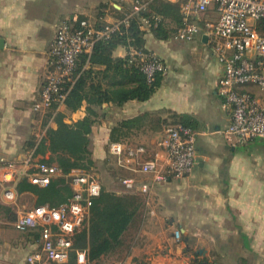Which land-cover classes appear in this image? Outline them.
<instances>
[{"label": "crops", "instance_id": "0c3cea01", "mask_svg": "<svg viewBox=\"0 0 264 264\" xmlns=\"http://www.w3.org/2000/svg\"><path fill=\"white\" fill-rule=\"evenodd\" d=\"M101 3L104 0H0V151L4 155L20 158L26 150L34 152L26 148L27 141L42 139L48 126L57 127L53 118L46 125L48 113L33 107L40 98L48 52L64 20L97 17ZM114 19L108 13L104 16L106 21ZM145 47L167 66L156 91L147 100L97 106L90 134L91 170L102 187L127 192L119 177L133 176L137 187L130 192L144 202L126 231L130 235L127 263L139 258L150 264H264V141L238 143L224 137L231 112L223 107L218 90L223 67L208 38L179 40L147 32ZM114 55L126 56L127 48L118 46ZM86 107L85 102L76 111L66 106L60 111L66 121L75 122L86 115ZM176 122L197 132L196 165L184 178L155 181L152 173L117 166L108 152L113 129L118 128L113 135L122 137L117 140L143 144L142 159H156L165 170L167 152L162 142L168 125ZM51 158L50 153L36 156ZM143 184L148 191H142ZM29 238L32 243L26 250L11 248L7 255L0 244V264H27L28 253L39 246L35 236ZM24 244L26 239L20 245Z\"/></svg>", "mask_w": 264, "mask_h": 264}, {"label": "built area", "instance_id": "2783aa9c", "mask_svg": "<svg viewBox=\"0 0 264 264\" xmlns=\"http://www.w3.org/2000/svg\"><path fill=\"white\" fill-rule=\"evenodd\" d=\"M150 0H110L113 9L124 10L123 17L97 21L88 17L75 21L64 20L57 28L54 42L48 52L45 76L40 98L34 110L44 113L60 110L76 80V68L83 53L90 54L100 40L128 26L130 19L147 9ZM179 3L184 24L172 37L194 40L203 35L208 38L212 54L223 67L218 80V90L223 97V107L231 112L230 124L222 130L228 141L248 143L264 141V97L251 90L255 86L264 91V0H168ZM157 14L140 16V29L149 32L162 23ZM129 63L140 68L148 82L166 73L164 60L146 48L131 46L127 49ZM197 132L181 123H170L163 139L167 152V167H159L156 159L143 160V144H130L111 140L108 152L117 166L137 173L154 174L155 181L168 176L181 179L190 175L196 165ZM0 166V191L8 200L17 196L16 184L27 180L40 187L48 186L52 179L64 176L73 188L69 202L57 206L35 204L18 212L15 229L24 234L39 232V246L27 255V264H52L66 262L73 250L74 235L82 230L90 215L102 184L92 170L72 169L64 174L57 163L36 159L29 152L21 164L2 160ZM119 182L126 191L137 187L133 176H121ZM142 191H148L143 184ZM177 235L179 233L177 232ZM78 261H87L86 251L80 250Z\"/></svg>", "mask_w": 264, "mask_h": 264}, {"label": "trees", "instance_id": "16d2710c", "mask_svg": "<svg viewBox=\"0 0 264 264\" xmlns=\"http://www.w3.org/2000/svg\"><path fill=\"white\" fill-rule=\"evenodd\" d=\"M113 10L117 13L114 17L120 18L125 14L124 10ZM151 14L163 17L162 23L149 31L159 38L172 36L184 24L179 3L150 0L147 9L140 12L139 16L132 17L128 26L123 25L111 38L98 41L90 54L80 55L76 80L65 100V106L76 111L86 102V115L75 122H68L60 110L55 114L48 112L45 124L53 118L57 127L48 126L42 139L30 142L36 156L50 153L52 158L48 162L57 163L64 174L72 169L91 170L94 162L90 134L97 116L96 107L106 102L123 105L132 99L147 100L156 91L160 76L150 83L140 68L129 63L128 55H114L115 49L120 45L127 49L131 46L146 48L147 32L140 29V16ZM104 16L105 13L102 12L98 18L104 20ZM166 21H171L176 27L169 30ZM103 22L98 25L102 26ZM126 124L125 120L120 125L125 127ZM118 130L114 128L113 133ZM113 133L111 139L117 140ZM15 189L18 195L31 193L36 196L35 204L57 206L69 202L73 196V188L64 176L53 178L46 187L21 180ZM143 203L139 195L130 191L116 192L102 187L101 194L95 198L91 207L86 226L74 235L73 250L68 260L52 264H99L101 257L121 244L123 235L139 216ZM27 235H33L37 239L39 232H30ZM80 250L86 251L85 263L78 261L77 252Z\"/></svg>", "mask_w": 264, "mask_h": 264}, {"label": "rangeland", "instance_id": "374dc122", "mask_svg": "<svg viewBox=\"0 0 264 264\" xmlns=\"http://www.w3.org/2000/svg\"><path fill=\"white\" fill-rule=\"evenodd\" d=\"M101 9L96 10L97 15L99 16L100 13L104 12L105 14L108 13L111 16L117 15V13L113 10L110 4V0H104V3H101L100 6ZM97 17H88L92 21H97L98 23L103 22L105 20L99 19ZM118 18V17H117ZM166 27L169 30H172L175 28V24L171 21H166ZM252 91H254L257 95L264 97V91L260 90L259 88L255 86L249 87ZM47 130V129H46ZM40 137V136H39ZM116 139H120L122 135L116 136ZM35 141L33 138L27 141L26 148L29 149L32 146H30V142ZM3 151H0V166L3 164L2 160L7 161H14L18 165L22 163L23 158L27 154V150L24 152V156L13 158L11 155L6 156ZM13 159V160H12ZM15 159V160H14ZM94 166V165H93ZM105 175L107 178H110V175L105 172ZM119 184H121L119 182ZM122 186V185H121ZM119 186V188H121ZM103 188L106 189L104 186ZM36 203V196H34L31 193H23L19 194L17 196V199H15V202L7 201V199L4 198V196L1 194L0 191V244L2 245L1 249H4L3 254L7 255L6 253L11 248H20L22 250H26L27 247H29V243L31 245V238L29 236L21 234L15 229L14 223L16 221L18 212L26 209L31 208ZM130 235L126 233L123 235L121 244H119L112 252L107 254L106 256L101 257L99 260V264H128V241H129ZM23 239H26V244L20 245L21 241ZM4 246V247H3ZM129 264H150L149 262L145 261L144 259L136 258L133 260V262ZM197 264V263H196Z\"/></svg>", "mask_w": 264, "mask_h": 264}, {"label": "water", "instance_id": "95a60500", "mask_svg": "<svg viewBox=\"0 0 264 264\" xmlns=\"http://www.w3.org/2000/svg\"><path fill=\"white\" fill-rule=\"evenodd\" d=\"M206 37V36H205ZM216 264H218V263H216Z\"/></svg>", "mask_w": 264, "mask_h": 264}]
</instances>
